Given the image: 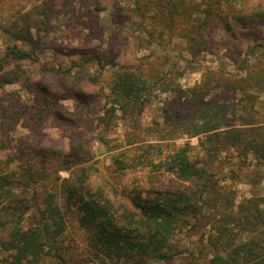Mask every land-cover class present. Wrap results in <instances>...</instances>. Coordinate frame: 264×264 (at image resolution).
Wrapping results in <instances>:
<instances>
[{
    "label": "rangeland",
    "instance_id": "374dc122",
    "mask_svg": "<svg viewBox=\"0 0 264 264\" xmlns=\"http://www.w3.org/2000/svg\"><path fill=\"white\" fill-rule=\"evenodd\" d=\"M156 1L0 0V60L12 45L29 55L0 70L2 76L11 74V82L0 85V160L10 167L40 163L44 179L31 184L40 200L41 193L57 189L62 202L61 185L76 182L79 169L91 165L84 185L129 210L131 190L144 197L185 189L194 195L195 212L182 218L167 259L149 264H207L216 238L223 236L230 249L249 239L245 211L257 208L264 217V0H226L229 8L218 6L221 0ZM188 5L195 14L186 12ZM208 5L212 15L203 26ZM14 23L30 26L27 40L15 42L2 32ZM53 68L60 69L58 75L48 72ZM117 68L146 77L152 94L131 113L104 117L110 106L107 81ZM62 69L73 75L60 78ZM79 69L97 75L98 82L72 79ZM72 87L82 92L81 99ZM204 103L211 104V119L217 113L223 127L239 137L214 139L206 148L199 144L202 136L160 140L156 126L168 131L169 125L193 118L200 124ZM29 107L32 112L25 114ZM169 108L173 117L166 125L163 112ZM53 113L62 120L55 121ZM186 143L189 159L206 170L205 184L146 166V160H163L173 145ZM147 144L163 146L161 155L159 149L137 150ZM123 151L129 155H120ZM19 184L30 190L24 181ZM75 219V213L66 215L57 248L35 264H60L57 257L63 264H108L87 255L86 234ZM10 263V253L0 254V264Z\"/></svg>",
    "mask_w": 264,
    "mask_h": 264
},
{
    "label": "trees",
    "instance_id": "16d2710c",
    "mask_svg": "<svg viewBox=\"0 0 264 264\" xmlns=\"http://www.w3.org/2000/svg\"><path fill=\"white\" fill-rule=\"evenodd\" d=\"M164 1L156 2L163 4ZM194 2L195 0H192L191 4ZM226 2L221 0L217 5L224 8ZM225 7L229 8V6ZM207 8L206 18L212 12L210 5ZM190 9V15L196 13L191 5H188L186 12ZM173 14L178 15L179 11L175 10ZM208 18L202 22L203 26H207ZM29 28V25L18 26L14 23L10 28L3 27L2 32L12 41L21 42L29 37ZM192 30L191 27L188 32ZM198 38L201 41V33H198ZM28 57L27 53L21 51L16 45H12L6 48L4 57L0 60V70L9 60L19 61ZM97 60L100 59L97 58ZM82 69L74 73L71 78L75 81L77 79L98 82L97 75L91 76L85 72L82 74ZM59 70L53 68L48 69V72L58 75ZM62 71L60 78L73 75L68 69H62ZM110 72L109 81H107L109 84L107 99L108 102L110 101V106L105 109L104 117L109 114L114 115L116 111L131 113L134 107L143 106L151 97L152 85L146 77L125 68H117ZM5 76L0 75V85L11 82L9 79L11 74L7 73ZM72 92L80 99L83 97L82 92L73 87ZM192 98L195 101V97ZM204 105L205 111L200 115V124L194 118L182 119V122L176 125L177 127H173L168 121L173 117V110L169 108L164 111V124H168L169 127L166 131L165 127L156 126L160 140L174 141L183 135L189 138L202 136L203 140H200L199 144L201 146L205 144L204 148H206V144L214 139L221 140L225 137L223 139L226 141L230 137H236L232 135L239 137L240 134H235L233 129L223 127L224 123L217 113H214L216 118L211 119V104L204 103ZM31 112V107L25 108V114ZM52 117L57 122L62 120L56 113H53ZM102 121L103 119H99L97 124L100 125ZM162 147L147 144L137 150L147 153L149 149H159L160 156ZM189 148L188 143L183 147L173 145L172 154L167 155L163 160L148 159L146 166L163 170L184 181L193 183L203 181L204 183L206 170L196 167V164L189 159L187 154ZM128 153L129 151H123L120 155L127 156ZM57 156L60 158L63 155L59 153ZM114 161L119 167L125 166L121 158L116 157ZM40 166V163H33V165L21 163L10 167L7 162L0 160V231L3 232V239L0 240V254L10 253V264H35L43 257L49 256L50 252L57 248L56 244L64 233L65 218L69 213H75L78 228L86 234L84 245L87 247V255L91 258L102 257L108 264H149L154 260H166L171 237L181 226L182 218L195 212L192 205L194 195L185 189L158 190L151 194L146 193L144 197L140 191L131 190L127 193V198L133 210H129L122 204L116 205L105 196L103 191L92 190L84 185V180L92 172V165L79 169L80 177L76 182L61 185L62 202L56 199L57 189L41 193L40 200L36 190L31 187V184L35 186L40 183L41 178L44 179L40 173ZM49 167L52 169L51 166ZM21 181H24L25 188L29 187L30 190H21L22 187L19 184ZM41 191L44 190L41 189ZM245 213L248 214L245 216V224L250 227L249 232H251L249 239L246 243L230 249L225 245L228 241L222 240L223 236L216 238L215 247H213L215 251L207 264H264V217L257 208L252 209L250 213L248 211ZM225 226L227 224L222 225L224 232ZM57 260L60 264L65 263L64 258L57 257ZM93 262L91 260V263Z\"/></svg>",
    "mask_w": 264,
    "mask_h": 264
}]
</instances>
